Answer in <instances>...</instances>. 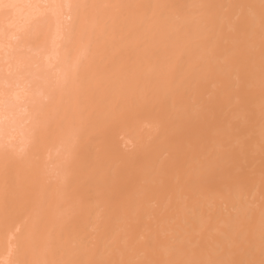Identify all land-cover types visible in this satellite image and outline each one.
I'll use <instances>...</instances> for the list:
<instances>
[{"label": "bare ground", "instance_id": "6f19581e", "mask_svg": "<svg viewBox=\"0 0 264 264\" xmlns=\"http://www.w3.org/2000/svg\"><path fill=\"white\" fill-rule=\"evenodd\" d=\"M0 264H264V0H0Z\"/></svg>", "mask_w": 264, "mask_h": 264}, {"label": "rangeland", "instance_id": "374dc122", "mask_svg": "<svg viewBox=\"0 0 264 264\" xmlns=\"http://www.w3.org/2000/svg\"><path fill=\"white\" fill-rule=\"evenodd\" d=\"M32 32L29 33L28 37H33V33Z\"/></svg>", "mask_w": 264, "mask_h": 264}]
</instances>
